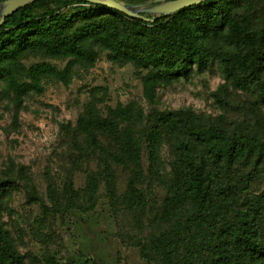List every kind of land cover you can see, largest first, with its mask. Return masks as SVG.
I'll return each instance as SVG.
<instances>
[{
  "label": "trees",
  "instance_id": "1",
  "mask_svg": "<svg viewBox=\"0 0 264 264\" xmlns=\"http://www.w3.org/2000/svg\"><path fill=\"white\" fill-rule=\"evenodd\" d=\"M71 6L78 8L68 15L63 10ZM224 34L228 47L216 46ZM101 52L145 72L143 96L149 102H154L157 88L188 78L216 56L225 79L236 88L254 89L256 107L264 105V0H206L154 22L83 0H37L0 24V80L19 100L30 89L41 91L43 75L67 81L74 67L94 65ZM26 54L67 63L63 69L38 64L30 69L27 83L16 75ZM144 118L143 108L134 102L109 108L106 115L91 103L79 116L76 129L104 163L103 171L90 175L82 188L75 189L68 174L62 190L49 180L47 201L21 167L27 200L39 206L41 220L93 208L102 182L117 212L123 197L117 193L112 162L131 168L124 197L143 207L146 200L138 183L146 152L149 178L166 192L157 212L165 227L152 240L161 264H264V190L241 199L230 181L212 184L213 172L226 176L235 162L264 161V121L258 119L248 130L235 129L223 119L211 121L182 109L158 112L145 132L137 127ZM98 133L111 139L114 148L104 145ZM165 143L171 151L168 169L160 157ZM19 182L17 176L0 178V198ZM0 264H29L1 214ZM36 264L75 263L49 256Z\"/></svg>",
  "mask_w": 264,
  "mask_h": 264
},
{
  "label": "rangeland",
  "instance_id": "2",
  "mask_svg": "<svg viewBox=\"0 0 264 264\" xmlns=\"http://www.w3.org/2000/svg\"><path fill=\"white\" fill-rule=\"evenodd\" d=\"M77 8L71 6L63 11L69 15ZM227 45L229 39L224 34L216 46ZM20 62L16 75L30 83L32 67L45 62L63 69L67 60L26 54ZM144 73L131 64L113 62L107 52H101L94 65L74 67L67 81L43 75L41 91L30 89L20 100L0 80V178L17 176L20 180L17 189L0 198V214L17 250L29 264L49 256L75 264H161L152 240L165 227L157 212L166 192L149 178L146 152L138 183L146 200L143 207L127 203L124 197L133 175L131 168L113 162L117 193L120 199L123 197L117 212L103 182L93 208L84 207L65 217L50 215L41 220L39 206L27 200L21 167L47 201L49 180L62 190L68 174L78 189L85 186L90 175L103 171L99 153L87 149L84 135L76 129L77 119L91 103L102 115L109 108L136 103L145 114L137 127L145 132L158 112L182 109H191L211 121L223 119L224 124L235 129L248 130L258 119L264 121V105L256 107L254 103L255 90L236 88L227 81L216 56L207 67L195 68L188 78L157 88L154 102L143 96ZM98 137L104 145L114 148L111 139L101 133ZM170 153L165 143L160 157L166 169ZM227 172L226 176L213 172L212 184L230 181V188L236 189L235 196L241 199L264 190V161H238Z\"/></svg>",
  "mask_w": 264,
  "mask_h": 264
},
{
  "label": "water",
  "instance_id": "3",
  "mask_svg": "<svg viewBox=\"0 0 264 264\" xmlns=\"http://www.w3.org/2000/svg\"><path fill=\"white\" fill-rule=\"evenodd\" d=\"M37 0H2L0 1V24L21 8ZM115 9L133 18L154 22L160 17L168 16L186 7L200 4L206 0H150L143 3H126L120 0H83Z\"/></svg>",
  "mask_w": 264,
  "mask_h": 264
}]
</instances>
